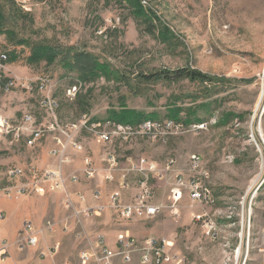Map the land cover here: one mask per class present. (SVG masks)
<instances>
[{
	"label": "rangeland",
	"instance_id": "374dc122",
	"mask_svg": "<svg viewBox=\"0 0 264 264\" xmlns=\"http://www.w3.org/2000/svg\"><path fill=\"white\" fill-rule=\"evenodd\" d=\"M21 2L0 0L5 16L0 53L6 54L4 68L0 69V117L15 128L30 113L34 127L53 124L54 128L32 146L26 145L30 130L20 133L18 140L14 130L2 132L0 203L3 198L38 200L41 224L34 226L42 228L47 219L55 222L53 238L44 243L49 235H43L44 240L36 249L40 262L79 264V253L90 248L86 237L90 238L93 229L88 221L100 215L90 210L76 219L72 212L83 206L77 197L81 192L68 187L87 184L92 192L87 206L103 204L99 181L102 184L103 178L106 183L111 182L104 188L107 193L118 189V183L106 179V154L116 157L118 167L140 158L162 167L174 159V169L183 172L186 179L197 174L190 168L189 157L198 154L207 173L203 182L211 191V202H193L185 192L177 216L165 209L140 224L166 232L168 240L175 241L177 251L185 256L186 264H264V0H139L142 13L128 0ZM36 44L88 53L106 67L105 71L99 70L94 77L81 81L76 71L63 66L60 57L52 63L28 60ZM184 67L215 80L208 84L185 79H137L140 73ZM41 79L48 84L46 92L36 88ZM9 80L15 84L5 90L4 84ZM24 83L32 84L33 89L26 90ZM72 85H76L77 91L69 99L66 89ZM47 96L54 101L51 107L43 104ZM124 108L155 115L157 121L168 119L174 112L178 119L193 116L203 120L204 128L192 130L184 126L161 140V134L154 137L147 131L117 137L104 127L92 130L81 126L85 114L92 121L103 123L109 111ZM56 138L63 146L54 156L50 152L56 147ZM90 142L96 149L92 150ZM74 144L82 150L75 149ZM66 155L68 162L63 157ZM47 156L54 166H41ZM85 157L91 158V162L87 164ZM75 162L81 168L69 170L76 168ZM90 167L95 168V174L88 178L84 169ZM10 168L22 169V176L8 181L6 172ZM28 168H35L36 172L30 173ZM44 169H60L66 180L63 188L47 186L43 193L33 190L18 197L4 196V187L34 182ZM115 174L118 177V171ZM71 175L76 179H67ZM127 177L136 185L142 179L136 172ZM172 180L173 173L164 180L151 175L152 192L147 202L166 204L168 182ZM126 189L120 191L122 199ZM12 212H0L2 224L8 223L11 230L18 227L24 214L15 216ZM197 214L204 216L196 221L193 215ZM206 216L213 220L214 236L202 227ZM65 222L67 230H63ZM73 223L77 225L74 229ZM58 233L67 239V244L63 247L60 243L51 255L50 246L60 241L54 238ZM9 251L11 256L10 247ZM24 251L16 249L18 253Z\"/></svg>",
	"mask_w": 264,
	"mask_h": 264
},
{
	"label": "built area",
	"instance_id": "2783aa9c",
	"mask_svg": "<svg viewBox=\"0 0 264 264\" xmlns=\"http://www.w3.org/2000/svg\"><path fill=\"white\" fill-rule=\"evenodd\" d=\"M21 3H26L28 0H21ZM23 5V4H22ZM6 60V54L0 53V69L4 68L2 62ZM15 83L12 80L7 81L4 84V89H10ZM48 84L45 79H41L36 82V88L38 91L46 92ZM76 85L66 89V96L69 99L74 97V88ZM22 87L26 90L33 89L32 84L24 83ZM48 97V96H47ZM51 97V96H50ZM48 97L43 104L47 107H51V103H54L52 97ZM103 123L100 121H92L86 114L82 116L81 126L89 129H96L97 127H104V129L112 130L111 132L117 137L118 135H127L133 133V131H147L149 135L161 134V140L166 139L169 135L175 133L174 130L182 129L184 126H188L189 129H201L204 128V124H189L184 125L182 123L172 122V120H164V122L146 121L140 122L138 125H118L113 124L111 120H104ZM34 116L30 113L25 114L22 119V123L15 128L10 126L7 121L0 117V135L2 132L7 133L9 130H14V138L20 139L21 134L25 130H30V135L26 140L27 146L34 145L39 141L46 132H49L51 128H54L53 124L47 125L43 128L34 127ZM154 130L156 133L152 134ZM153 131V132H154ZM147 134V135H148ZM108 135V134H107ZM105 134L103 137L108 138ZM156 139V138H154ZM59 146H63L60 138H56V147L51 150L50 154L56 156L58 150L61 149ZM65 145L62 147L63 151L66 149ZM75 149L81 151V146L74 144ZM66 162L69 161V156H63ZM85 162L88 164L91 158L85 157ZM107 159L108 168L106 172V179L113 181L115 180V172L118 171V189L112 191L109 194L108 201L104 204H97L94 206H87L86 200L83 194L77 193V197L80 203L83 205L79 210H75L73 215L76 219H80V213H86L90 210L94 215H101L104 210H112L119 214L125 220H151L163 213L165 209H171L170 214L177 216L179 214L178 205L183 198L184 193H188L189 198L193 202L208 203L211 202L212 198L207 191V186L203 182V178L207 176L206 171L202 167V157L198 154H192L189 157V165L192 171L197 174H191L189 179H186L183 172L174 169L175 160L170 159L164 166L160 167L156 162L148 160L146 158H140L135 163L129 162L126 167H118L116 157L113 155H105ZM30 173L36 172L35 168L27 169ZM130 172H136L142 175V179L138 182V193L134 195L132 200L124 202L121 198V190L128 188L127 176ZM173 173V180L168 182V195L166 204H149L148 197L151 195L152 189L149 185V178L152 175L157 180H164L169 174ZM23 174L20 168H10L6 172V178L8 181H12L16 178L21 177ZM86 177L91 178L95 174V168L84 169ZM67 179L75 180L76 176L71 175ZM65 179L60 169L51 170L44 169L40 177L36 175L35 181L18 182L15 186H7L3 188L4 196L8 198L18 197L30 191H38L43 193L49 186L50 189L59 190L63 188ZM32 187L30 188V185ZM6 189V190H5ZM6 191V192H5ZM99 192H95L94 198H98ZM73 206V205H72ZM71 206V207H72ZM204 215L197 214L193 215V218L198 221ZM0 218L2 215L0 214ZM79 221V220H78ZM63 226V230L68 229V224ZM202 227L207 234L211 233V236L215 235V225L211 222L210 216H206L202 219ZM55 231V222L46 220L42 228H36L31 221H23L21 228L17 231L14 240V246L20 252L28 248L37 249L38 245L43 239V235H51ZM79 236V234H78ZM89 236V235H88ZM60 246L59 242H56L50 246L49 253L55 254ZM10 244L6 239L0 238V262L3 263L10 258L9 251ZM44 253L41 252L40 256ZM140 264H186L185 256L179 253L176 249L175 242L165 239H156L154 237H147L142 240L132 236L127 230L121 231L117 234L114 245L109 246L103 234H97L93 240L90 241V248L88 250L81 251L78 255L79 264H114L115 259H119L124 263H130L134 257ZM12 264H27L25 262L12 263ZM67 264V263H66Z\"/></svg>",
	"mask_w": 264,
	"mask_h": 264
},
{
	"label": "crops",
	"instance_id": "0c3cea01",
	"mask_svg": "<svg viewBox=\"0 0 264 264\" xmlns=\"http://www.w3.org/2000/svg\"><path fill=\"white\" fill-rule=\"evenodd\" d=\"M90 146L93 149H96V147H93V143L90 142ZM48 157V156H47ZM43 161V163L41 164L42 167H49L50 165L54 166L52 164V160L49 158ZM76 168H71L69 170H73V169H77L79 170L81 167V164L79 162H75ZM67 169V168H66ZM100 169V168H99ZM68 170V169H67ZM101 177V176H100ZM102 178V177H101ZM128 180V177H127ZM118 181V177H115L114 182L117 183ZM109 183V184H108ZM134 181H131L130 179L128 180V189L123 191V201L127 202L128 200H130V198L135 194V192L138 190V184L136 185V183L134 184ZM100 186L102 187L101 192V198H100V203H106L107 200V195L110 193L105 192L104 188L107 185H110L111 182H107L103 180L102 178V184L101 181H99ZM86 186H88L87 184H73V185H69V190L71 191H79L81 192L86 200V204L89 205V203L91 202L90 198H91V193L88 190V188H86ZM84 191V192H83ZM5 200H15L16 203H10L8 201H2L0 203V212H3L5 215L8 214L10 212H12V207H13V212L11 213V215H18V214H23V218L20 220L19 219V223H18V227L14 228V229H10L8 228V223H4L2 224V220H0V223L2 224V226L0 227V236L3 237L4 239H6L8 241V243L10 244V250H11V256L9 259H7L6 261H4L3 263L0 262V264H12L15 262H25L27 264H51V261H46V262H40V259H38V254L36 253V249L34 248H28L26 251H24L25 253H18L16 252L15 247L13 246L14 244V240L16 237V231L18 229H20L21 224L23 221L25 220H29L31 221L35 226L36 225H40L41 224V216H40V206L38 200L33 201V199L29 200L23 197L17 198V199H6L3 198ZM161 202V201H158ZM32 206V209L30 210ZM26 208V210H25ZM5 210V211H4ZM25 210V211H24ZM9 211V212H8ZM93 220H89V226L92 227V233L89 234V237H86V239L90 242L91 240L94 239V237L97 234H103L105 236V239L107 241V244L109 246H113L116 236L119 232L127 230L132 236L136 237L139 240H142L144 238L147 237H154L156 239H165L168 240L169 235H167L166 232L163 231H157L154 230V228H147L144 227L143 223L140 224L141 220H125L123 219L121 216H119L118 214H115L109 210L103 212L99 217H93ZM8 225V226H7ZM73 225V229L76 228L75 223L72 224ZM158 229H161V227H159ZM12 233L14 234V237L12 238ZM52 235H49V239L47 238V240H45L44 243L50 241ZM57 238L60 240L59 243H61V245L64 247L67 244V239L63 238L62 233H58L56 236H54V238ZM64 239L63 241L61 240V238ZM53 238V236H52ZM11 239H13V241H11ZM44 239H42L43 241ZM172 241V240H171ZM66 242V243H65ZM85 242V241H84ZM175 242V241H173ZM176 244V243H175ZM12 245V246H11ZM62 247V248H63ZM59 260V257L56 258V261ZM114 264H140L137 260V257L135 256L133 261L130 263H124L122 261H120L119 259H115Z\"/></svg>",
	"mask_w": 264,
	"mask_h": 264
},
{
	"label": "trees",
	"instance_id": "16d2710c",
	"mask_svg": "<svg viewBox=\"0 0 264 264\" xmlns=\"http://www.w3.org/2000/svg\"><path fill=\"white\" fill-rule=\"evenodd\" d=\"M134 6L137 7L138 12L142 13L143 9L139 0H128ZM142 2V1H141ZM143 4V3H142ZM5 22V16L0 7V32L2 30V24ZM22 41H19V43ZM64 51V52H62ZM72 51V52H71ZM60 57L63 66L69 70H74L78 73L81 81H87L91 77H94L99 73V70L105 71V66L97 63L96 59L88 53L77 52L73 48H57L48 45L36 44L31 50V54L28 60H46L50 63ZM139 82L146 81H169L175 82L181 79L188 80L189 82L208 83L211 84L215 79L207 74H204L196 69L184 67L176 70H160L155 73H140L137 77ZM157 116L152 114H145L144 112L137 111L134 109H121L119 111L111 110L105 117V120L114 121L118 125H138L140 122L145 121H157ZM169 120L182 123L184 125L189 124H203L202 119H195L193 116H189L185 119H178L176 113H170Z\"/></svg>",
	"mask_w": 264,
	"mask_h": 264
},
{
	"label": "bare ground",
	"instance_id": "6f19581e",
	"mask_svg": "<svg viewBox=\"0 0 264 264\" xmlns=\"http://www.w3.org/2000/svg\"><path fill=\"white\" fill-rule=\"evenodd\" d=\"M76 91H77V87L75 86V88H74V96L76 94ZM166 120H169V119H166ZM156 122H164V121H156ZM172 122H174V121H172ZM113 124H116V123L113 121ZM124 125H129V124H124ZM207 191H209V194L211 195V191H210V189L208 187H207ZM211 222H213L212 218H211Z\"/></svg>",
	"mask_w": 264,
	"mask_h": 264
}]
</instances>
